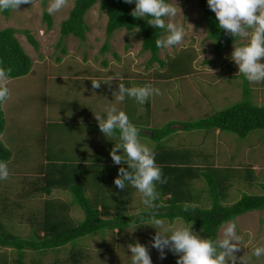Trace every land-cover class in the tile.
Returning <instances> with one entry per match:
<instances>
[{
	"label": "rangeland",
	"instance_id": "1",
	"mask_svg": "<svg viewBox=\"0 0 264 264\" xmlns=\"http://www.w3.org/2000/svg\"><path fill=\"white\" fill-rule=\"evenodd\" d=\"M73 2L68 0L67 6L57 13L49 14L47 11L51 19L50 29L42 21L40 0L23 4L18 11L11 10L8 17L0 14V29L10 27L17 31L15 38L31 61L27 75L8 80L10 97L1 104L4 132L0 138L11 158L7 162L10 177L0 180V193L3 191L0 198L5 199L8 193V197L16 196L17 203L11 210L4 211L10 212L6 222L1 219L3 216L0 217L3 224L0 225V228L3 227L0 232L25 239L29 236L30 217L33 224H39L43 197L29 195V185L25 186V182L35 177L44 166L45 158L85 166L94 157L106 153L109 167L107 172L103 170V176L109 182V190H105V194L110 199L111 191L117 189L112 177L117 176L119 166L112 162L109 153L119 141V136L105 137L94 118L97 113L106 118L105 108L110 103L127 114L130 122L141 131L140 141L150 148L153 149L155 143L147 137L148 129L174 122L176 131L163 139L162 145L201 151L209 156L208 162L217 169L244 170L250 166L257 183H264L263 131L254 130L244 138H238L226 132L183 131L178 125L205 118L241 100L243 86L237 78L240 74L238 67L231 79L227 78L229 76L225 75L224 69L227 64H235L231 59L234 47L242 46L246 40L237 37L235 44L221 49L216 55L212 42L206 37L207 30L199 21L201 9L198 0H177L183 17L178 14L175 20L185 28V38L180 45L158 50L157 56L164 67L159 68L156 63L147 67L149 54L140 52V38L135 31L117 30L106 39V18L97 4L84 16L87 26L84 40L61 37L59 24L66 19ZM134 7L132 3L131 9ZM23 31L36 41V48L27 43ZM104 44H107V49L102 51ZM114 76L118 79L110 84L101 83L96 89L92 87L91 81H104ZM119 83L125 87L152 84L161 94L150 97L145 102L147 106L127 96L123 102H118L113 93L118 91ZM248 88L253 103L264 105V89L260 88V83L248 82ZM112 140L113 145L110 146ZM192 161L198 166H205L201 159H198L199 162ZM191 186L204 202L206 191L203 181L194 180ZM132 189L134 187L131 186ZM127 190L128 186L123 191ZM242 193L259 195L260 189L254 185L248 188L242 181L231 183L226 202L233 203ZM51 197L65 203L70 200L67 193L54 189L45 199ZM11 202H4L8 209ZM127 207L129 215L147 208L137 189L133 190ZM69 216L76 222L82 219L76 205L69 210ZM161 221L163 229L188 225L179 219L172 223ZM234 221L237 235L242 237L241 249L235 253L237 264H264V256L257 258L252 255L256 247L264 246V210L245 213ZM144 224L77 240L75 247H81L86 256L80 257L76 264H132L127 246L136 241L149 248L152 264H176L178 257L168 250H165V259L159 258V253L150 244L156 229ZM224 226L219 229L217 240L221 238ZM192 229L204 237L193 224ZM71 247L72 244H67L57 252L49 251L41 256L24 251L22 261L23 264H32L31 260L38 259V264H53L56 259L57 264H72L68 257ZM16 254L15 249L0 248V257H6L10 264L16 260Z\"/></svg>",
	"mask_w": 264,
	"mask_h": 264
},
{
	"label": "trees",
	"instance_id": "2",
	"mask_svg": "<svg viewBox=\"0 0 264 264\" xmlns=\"http://www.w3.org/2000/svg\"><path fill=\"white\" fill-rule=\"evenodd\" d=\"M48 1L40 0V5L42 7V21L46 28L50 29L51 19L45 9ZM96 4L106 18L104 26L106 39L117 30L135 31V34L140 38V52L149 54L147 67L152 63H156L159 68L164 67L163 62L157 56L160 48L156 47L155 41L161 38L165 31L148 25L147 19L150 17L133 18L130 14L132 11L131 4L124 3L123 0H74L66 19L59 24L60 36H71L78 40H84L87 31L84 16ZM198 4L201 9L199 21L206 28V37L212 42L213 51L218 55L221 49L235 44L237 37L234 38L225 34L218 27L215 13L208 7L207 0H198ZM10 12L11 10H6L0 14L8 17ZM22 33L27 43L32 48H36V41L28 32L23 31ZM15 34L17 31L10 27L0 29V67L11 69L9 79L23 77L29 73L31 68L30 58L24 53L15 38ZM106 49L107 44H104L102 51ZM114 57L117 58L116 55ZM236 67V64L226 65L224 73L229 76L228 79H231L232 73L236 72ZM237 78L242 81L240 85L243 86L240 101L205 118L179 123L181 130L226 132L238 138H244L254 130L264 132V105H255L251 100V91L249 88L247 89V80L242 74H239ZM260 88L264 89V83H260ZM1 104L0 137L4 132ZM145 105L147 106L146 103ZM173 125H175L174 122H168L160 128L148 129L149 135L147 137L155 143L153 150L156 153V163L161 167L163 177H166L168 182L166 184L157 183L156 185L159 197L155 203L158 207L145 208L132 215L126 212L135 188L131 190V185H128V190L123 192L121 190L117 192L118 189H115L111 191L110 199L105 194V190H109L107 189L109 182L103 176V170L106 169L105 172H107L109 167V159L106 153L94 157L92 162L85 166L78 163L56 162L52 158H45L44 166L36 172L35 177L26 181V185L24 184L25 186L29 185V195L43 197L40 204L39 224H33L30 217L28 221L29 236L23 237L25 239L0 232V237H2L0 238V248H10L17 251L16 260L11 263L23 264L24 251L37 253L41 256L49 251L57 252L61 247L72 244L68 257L72 264H76L80 257L86 256L81 247L77 246L79 249L75 247L76 244L74 245V243L77 240L95 235L101 236L107 231L112 233L117 229H119L117 232H121L126 228L147 223L153 217L166 220L168 223H172L175 219H179L185 224L192 223L205 238L217 240L218 231L226 222L234 221L245 213L264 210V183H257L250 166L245 167L244 170L217 169L208 162L209 156L201 151L165 147L161 142L176 131ZM115 136H119V131L116 132ZM140 136H142L141 131ZM1 138L0 161L8 162L11 154L3 146ZM116 142L119 143L120 141ZM109 145H113V140L109 142ZM198 159H201L205 166L194 164L192 160L196 162ZM123 166L127 167V165ZM112 178V183H114L115 176L113 175ZM197 179L202 180L205 185L204 202H202L201 195L194 192L191 186L192 181ZM241 181L248 188L253 185L256 188L259 186L260 194L247 195L242 193L236 201L228 204L226 202L227 191L231 187V183H240ZM24 185H21V189H24ZM53 189L67 193L70 200L65 203L57 201L53 197L45 199L51 191L53 192ZM2 193L3 191L0 195ZM6 196L3 200L0 198V217L3 216L1 219H5V222L8 220L10 212L4 211L11 210L13 204L16 206L17 203L16 196L14 198L8 197V193ZM8 200L12 201L9 209L4 203ZM74 205L82 213V219L78 222L69 216V210ZM185 206L188 207V211H184ZM0 225L3 224L0 223ZM6 260L8 261L6 257H0V264H10ZM31 263L38 264L39 260H31ZM57 263L58 260L54 259L53 264Z\"/></svg>",
	"mask_w": 264,
	"mask_h": 264
},
{
	"label": "clouds",
	"instance_id": "3",
	"mask_svg": "<svg viewBox=\"0 0 264 264\" xmlns=\"http://www.w3.org/2000/svg\"><path fill=\"white\" fill-rule=\"evenodd\" d=\"M123 2L135 4L130 13L133 18L150 17L147 19L148 25L166 32V35L156 39L157 48H171L183 42L186 35L185 28L175 20L178 14L183 17L177 0H171V2L168 0H123ZM32 3L33 0H0V12L18 11L21 5ZM67 4L68 0H50L47 11L49 14L57 13ZM207 5L215 13L218 27L225 34L247 41L242 46L234 47L231 54L238 72L250 83H264V0H207ZM137 31H139L138 28ZM201 57L204 59L202 55ZM10 72V68L0 67V103L6 102L10 97L7 86ZM117 79L118 77L114 76L104 81L93 80L91 84L96 89L101 83L110 84ZM160 94V90L152 84L125 87L123 83H119L118 91L113 93L118 102H123L127 96L141 105L153 95ZM105 112L106 118L99 113L95 114L94 118L105 137H114L119 131L120 142L114 145L109 153L112 162L120 166L114 178L116 188L123 191L126 186L131 185L141 194L142 203L147 208L158 207L155 203L159 197L156 185L157 183L166 184L168 181L166 177H163L161 167L156 163V153L140 141V129L130 122L123 110L110 103L105 108ZM121 152L123 154H120ZM9 177L8 163L0 161V180H7ZM184 211H188L187 206ZM144 225L156 229L150 244L157 250L160 259L166 258L165 250H168L178 257L176 264H237L238 257L235 253L241 249L242 237L237 235L235 221L226 222L222 236L218 240L202 237L193 231L192 223L163 229L162 221L153 217ZM158 228L163 230L158 231ZM127 247L131 253L132 264H152L147 246L136 241ZM252 255L257 258L264 256V246L256 247Z\"/></svg>",
	"mask_w": 264,
	"mask_h": 264
}]
</instances>
